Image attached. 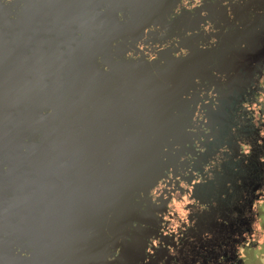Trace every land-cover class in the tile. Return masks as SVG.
Instances as JSON below:
<instances>
[{
    "label": "water",
    "instance_id": "obj_1",
    "mask_svg": "<svg viewBox=\"0 0 264 264\" xmlns=\"http://www.w3.org/2000/svg\"><path fill=\"white\" fill-rule=\"evenodd\" d=\"M254 6L0 0V264L141 260L168 195L153 190L201 165L253 67L234 53Z\"/></svg>",
    "mask_w": 264,
    "mask_h": 264
},
{
    "label": "flooded vegetation",
    "instance_id": "obj_2",
    "mask_svg": "<svg viewBox=\"0 0 264 264\" xmlns=\"http://www.w3.org/2000/svg\"><path fill=\"white\" fill-rule=\"evenodd\" d=\"M183 3L189 13L202 6V0ZM241 15L252 26L242 28L251 50L234 54L253 58V67L241 70V84L223 100L228 110L216 124L209 151L201 148V165L177 184L160 183L153 190L155 196L161 190L168 195L156 232L135 264H264V7ZM185 197L190 203H184ZM174 199L187 213L184 219Z\"/></svg>",
    "mask_w": 264,
    "mask_h": 264
},
{
    "label": "clouds",
    "instance_id": "obj_3",
    "mask_svg": "<svg viewBox=\"0 0 264 264\" xmlns=\"http://www.w3.org/2000/svg\"><path fill=\"white\" fill-rule=\"evenodd\" d=\"M261 83H262V86H264V81H262ZM262 98H264V97H262ZM262 135H264V133H262ZM244 151L247 152V151H248V148L245 147V148H244ZM184 203H190V201H188L187 197L184 198ZM173 204H175V205H176V208H177L178 210H180V217H181V219H184V218L186 217L187 213L184 212V211L182 210L181 205L178 204V203L175 201V199L173 200ZM166 219H167V217H166ZM177 226H178V225H177L175 222H173L172 231H175V228H176ZM260 243H261V244H264V237L261 238Z\"/></svg>",
    "mask_w": 264,
    "mask_h": 264
}]
</instances>
